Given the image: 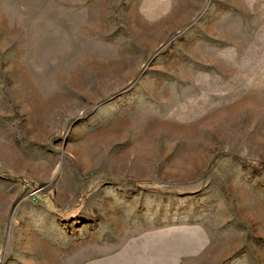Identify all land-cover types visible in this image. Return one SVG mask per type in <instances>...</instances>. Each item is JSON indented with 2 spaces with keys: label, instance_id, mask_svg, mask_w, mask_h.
<instances>
[{
  "label": "rangeland",
  "instance_id": "1",
  "mask_svg": "<svg viewBox=\"0 0 264 264\" xmlns=\"http://www.w3.org/2000/svg\"><path fill=\"white\" fill-rule=\"evenodd\" d=\"M0 264H264V0H0Z\"/></svg>",
  "mask_w": 264,
  "mask_h": 264
}]
</instances>
